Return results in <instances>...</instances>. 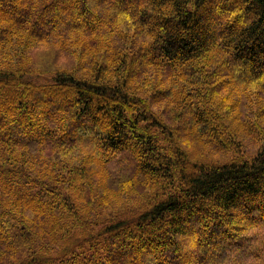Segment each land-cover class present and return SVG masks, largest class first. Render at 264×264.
Masks as SVG:
<instances>
[{
	"label": "trees",
	"instance_id": "1",
	"mask_svg": "<svg viewBox=\"0 0 264 264\" xmlns=\"http://www.w3.org/2000/svg\"><path fill=\"white\" fill-rule=\"evenodd\" d=\"M0 264H264V0H0Z\"/></svg>",
	"mask_w": 264,
	"mask_h": 264
},
{
	"label": "rangeland",
	"instance_id": "2",
	"mask_svg": "<svg viewBox=\"0 0 264 264\" xmlns=\"http://www.w3.org/2000/svg\"><path fill=\"white\" fill-rule=\"evenodd\" d=\"M251 141L250 140H244V145H245V148H246V152H248V150H252L253 148H255V144L254 143H250ZM233 154H226V155H209L207 160L208 161H212V162H221V161H224L226 159H228L230 156H232Z\"/></svg>",
	"mask_w": 264,
	"mask_h": 264
}]
</instances>
